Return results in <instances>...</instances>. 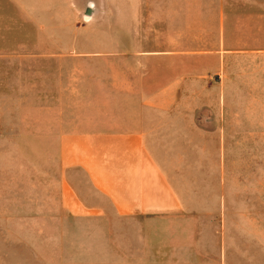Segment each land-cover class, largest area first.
<instances>
[{"label": "crops", "instance_id": "crops-1", "mask_svg": "<svg viewBox=\"0 0 264 264\" xmlns=\"http://www.w3.org/2000/svg\"><path fill=\"white\" fill-rule=\"evenodd\" d=\"M58 2L76 0H0V58L26 87L48 86V72L63 81V68L41 63L74 38L42 30ZM124 3L131 25L113 53L119 64L85 68L92 92L102 84L119 95L115 109L57 117L58 127L42 132L57 137L60 205L130 219L155 248L200 230L190 244L200 264H264V2ZM59 91L46 102H65Z\"/></svg>", "mask_w": 264, "mask_h": 264}, {"label": "rangeland", "instance_id": "rangeland-1", "mask_svg": "<svg viewBox=\"0 0 264 264\" xmlns=\"http://www.w3.org/2000/svg\"><path fill=\"white\" fill-rule=\"evenodd\" d=\"M124 2L264 0H76L58 2V8L48 6L42 30H59L74 36L59 40V46H64L62 55H49L41 61L50 69L57 64L64 69L59 71L64 77L62 83L52 82L50 78L55 77L48 72V86L41 87L40 81H33L38 85L26 87L24 76L10 71L8 61L0 58V264H200L194 262L196 249L190 246L198 242L200 230L194 232V239L154 243L155 248L146 245L130 219L117 215L77 216L60 205L57 137L42 132L50 126L58 127L57 117L59 121L64 117L66 122L76 118L78 111L115 109L112 100H119V95L106 93L102 84L97 85L98 92H92L85 80L92 72L85 68L89 64L100 68L104 64H119V55L113 53L120 51L122 28H126L127 22L131 25L130 18L122 17L127 10ZM89 6L90 16L86 14ZM35 14L34 19H38ZM5 21L0 19L1 24ZM36 23L33 22L31 31L37 30ZM212 34L210 47L216 41ZM74 45L80 50H74ZM92 53L101 55L93 57L89 55ZM79 64L81 70L75 71L73 77L71 69ZM96 73L107 77L103 70ZM57 86L59 93L63 91L65 102H46L45 94H55ZM136 219L146 224L153 222L150 218ZM176 243L178 246H173ZM206 264L215 263L209 260Z\"/></svg>", "mask_w": 264, "mask_h": 264}, {"label": "water", "instance_id": "water-1", "mask_svg": "<svg viewBox=\"0 0 264 264\" xmlns=\"http://www.w3.org/2000/svg\"><path fill=\"white\" fill-rule=\"evenodd\" d=\"M86 14L87 15H91L92 14V8L90 6L87 8Z\"/></svg>", "mask_w": 264, "mask_h": 264}, {"label": "bare ground", "instance_id": "bare-ground-1", "mask_svg": "<svg viewBox=\"0 0 264 264\" xmlns=\"http://www.w3.org/2000/svg\"><path fill=\"white\" fill-rule=\"evenodd\" d=\"M88 16H90V15H88ZM88 18V17H87Z\"/></svg>", "mask_w": 264, "mask_h": 264}]
</instances>
